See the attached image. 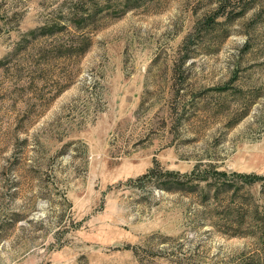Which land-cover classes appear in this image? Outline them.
<instances>
[{"label":"rangeland","instance_id":"obj_1","mask_svg":"<svg viewBox=\"0 0 264 264\" xmlns=\"http://www.w3.org/2000/svg\"><path fill=\"white\" fill-rule=\"evenodd\" d=\"M0 264H264V0H0Z\"/></svg>","mask_w":264,"mask_h":264},{"label":"trees","instance_id":"obj_2","mask_svg":"<svg viewBox=\"0 0 264 264\" xmlns=\"http://www.w3.org/2000/svg\"><path fill=\"white\" fill-rule=\"evenodd\" d=\"M203 172L207 173L206 174V177L205 175H203V177H201L200 175H195V170L192 171L191 174L195 175L196 178H205V181H206V185L204 187H202V190H203V193L202 194V197H203V200L204 201H209L211 203L212 199L215 200V198H217V194H218V191H217V186L218 183L216 182V180L214 181H209V179L207 178L209 175H223L225 173H218L217 171H212V169H206L204 170ZM243 176H247V175H243ZM220 178V177H218ZM199 180V179H198ZM166 188H172V186H175L176 188H184V186H187V184L185 182H181V181H178V180H173V179H170L167 181L166 183ZM220 186L219 188H223L225 191H227L228 189L231 190V193H235L239 188L240 186H235L234 183H230L229 181H223L222 184L218 185ZM200 186L198 184L196 185H192V188L197 190ZM236 202L235 199H233V197H231L230 201L227 202V204L224 205V209L226 211V215H225V220L226 221H229V222H233V226H235V221H233V215L231 214V210H230V205H234ZM241 215V214H240ZM252 215H254V212L251 211L250 212V217H252ZM243 215H241L242 217ZM239 227V225H237Z\"/></svg>","mask_w":264,"mask_h":264}]
</instances>
